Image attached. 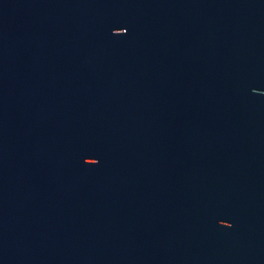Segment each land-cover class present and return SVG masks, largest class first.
<instances>
[{
  "label": "water",
  "instance_id": "95a60500",
  "mask_svg": "<svg viewBox=\"0 0 264 264\" xmlns=\"http://www.w3.org/2000/svg\"><path fill=\"white\" fill-rule=\"evenodd\" d=\"M0 264H264V0H0Z\"/></svg>",
  "mask_w": 264,
  "mask_h": 264
}]
</instances>
